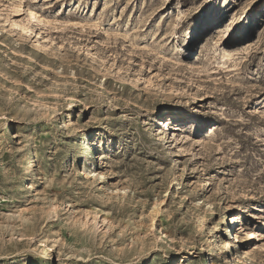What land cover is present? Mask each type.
I'll list each match as a JSON object with an SVG mask.
<instances>
[{"label":"rangeland","instance_id":"rangeland-1","mask_svg":"<svg viewBox=\"0 0 264 264\" xmlns=\"http://www.w3.org/2000/svg\"><path fill=\"white\" fill-rule=\"evenodd\" d=\"M0 264H264V0H0Z\"/></svg>","mask_w":264,"mask_h":264},{"label":"bare ground","instance_id":"bare-ground-1","mask_svg":"<svg viewBox=\"0 0 264 264\" xmlns=\"http://www.w3.org/2000/svg\"><path fill=\"white\" fill-rule=\"evenodd\" d=\"M15 7L18 9L21 7V2L19 4H16ZM16 9V11H17ZM26 11L28 13V15L30 17H33L34 20L37 22V23H41L43 25H47L48 27H51V26H55L53 25V23L51 21H49L48 19H46L45 17H43L42 15L40 14H37L32 8L27 7L26 8ZM61 24V23H60ZM17 26L21 29L22 33L23 32H29L30 31V28L28 25H25V24H22V23H19L17 24ZM56 27V26H55ZM58 27V26H57ZM172 133V136H171V142H170V145L169 147H172L174 145V142L176 141V131L175 129H173V131H171ZM92 144H96L95 140L92 142ZM174 149V148H173ZM172 149V150H173ZM93 158H95V156H93ZM90 165L94 168L95 166V163H90ZM35 167H36V156L31 153L30 155V159L27 161L26 165H25V170L27 171V175H28V178L26 179L27 182L26 184L24 185V192L25 193H30L33 191V188H34V180H35V177H36V172H35ZM90 169V170H86L87 173H89L90 175H94L95 171L94 169ZM83 170V169H82ZM98 174L100 175V177H102L105 173L103 172H98ZM124 190V189H123ZM232 222H235V218H232L231 219ZM235 238L238 239V241H240V237L237 235V233L235 234V236H233ZM254 235L251 231H247V237L245 238V240H249L251 238H253ZM42 243V241L40 240L39 241V244ZM230 245V243H228L225 247L228 248ZM43 255L40 256L43 260H49V256H50V247H46L44 248L43 250ZM244 254L248 253L247 250H244L243 251ZM46 262V261H45Z\"/></svg>","mask_w":264,"mask_h":264}]
</instances>
